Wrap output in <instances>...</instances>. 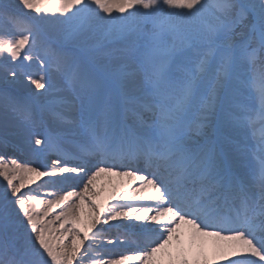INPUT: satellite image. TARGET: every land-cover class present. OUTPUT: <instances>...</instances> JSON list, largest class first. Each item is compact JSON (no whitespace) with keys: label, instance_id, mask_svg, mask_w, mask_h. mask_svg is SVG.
Segmentation results:
<instances>
[{"label":"snow or ice","instance_id":"snow-or-ice-1","mask_svg":"<svg viewBox=\"0 0 264 264\" xmlns=\"http://www.w3.org/2000/svg\"><path fill=\"white\" fill-rule=\"evenodd\" d=\"M0 85V264H264V0H0Z\"/></svg>","mask_w":264,"mask_h":264},{"label":"rangeland","instance_id":"rangeland-1","mask_svg":"<svg viewBox=\"0 0 264 264\" xmlns=\"http://www.w3.org/2000/svg\"><path fill=\"white\" fill-rule=\"evenodd\" d=\"M64 50L66 52H71L72 51V45L71 44H65L64 45ZM37 70V66L35 64L32 65L31 71L35 72ZM58 82H61L64 85V82L62 79H58ZM0 87H3L2 85H0ZM70 93V92H69ZM20 159L22 161H28L30 158L28 157H24L21 156ZM35 163V161H33V164ZM111 177V178H110ZM113 176H102L100 177L99 180L96 181L95 184V190L99 193V197L97 199V203H103L106 205H111L117 203L118 201L116 199H112L113 193H119L122 192L125 188L121 187L119 185H117V182L119 180L116 179V181L112 182ZM44 178V177H43ZM47 179V178H46ZM31 181H35L34 183ZM106 181H108L107 183H105ZM43 184V181L40 180V178H36V177H32L31 180L26 184V187L24 189H22V192H26V191H31L33 189H37L39 194H40V198H46V193L51 191V189H46V188H37L38 185ZM4 186H5V182H3L2 178H0V191L4 190ZM117 186V187H116ZM135 185L132 183V187H134ZM87 210L86 206H85V211ZM60 211V209H55L54 212L52 213V216H54L55 214H57ZM49 219H51V217H49ZM111 224H115V223H120V221H113L110 222ZM60 222L57 221L56 224L53 226L54 228H58L59 227ZM107 226L105 229L108 230L109 229V225H97L98 227H103ZM65 227H70V225H65ZM77 227H80L79 225ZM61 231H63V229H61ZM95 231V230H94ZM82 232V229H81ZM185 232V230H184ZM110 234L115 237L116 235V230L115 229H111ZM54 236H58L59 233H53ZM71 240V237L68 238L69 242ZM185 240H187V234L185 235ZM54 243L56 242L55 240L53 241ZM208 256L209 258H211L212 256V248H211V244H209L208 247Z\"/></svg>","mask_w":264,"mask_h":264},{"label":"bare ground","instance_id":"bare-ground-1","mask_svg":"<svg viewBox=\"0 0 264 264\" xmlns=\"http://www.w3.org/2000/svg\"><path fill=\"white\" fill-rule=\"evenodd\" d=\"M24 83H27V81H24ZM59 83V86L60 87H64V85L61 83V82H58ZM3 86V85H2ZM64 95L66 96V97H68L69 99H71V93H69V92H65L64 93ZM102 176H106L105 174H102L100 177H102ZM100 177H98L97 178V180H99L100 179ZM46 178L47 177H44V178H40V180H42V181H44V180H46ZM111 178V177H110ZM116 179L117 180H119L118 182H117V185H119V186H121V187H126L127 185H128V183H129V181L127 180V178H120V177H116V176H113L112 177V179H111V181L112 182H114V181H116ZM108 181H106L105 183H107ZM136 183L137 182H133V184L135 185L134 187H136ZM117 187V186H116ZM133 187V188H134ZM73 190H75V189H73ZM114 204H115V202H114ZM102 226V225H101ZM107 226H104V228H106ZM98 228H100V227H98ZM185 230V235L187 234V229H184ZM222 264H225V262H222Z\"/></svg>","mask_w":264,"mask_h":264}]
</instances>
